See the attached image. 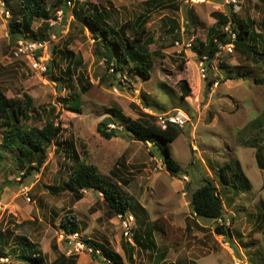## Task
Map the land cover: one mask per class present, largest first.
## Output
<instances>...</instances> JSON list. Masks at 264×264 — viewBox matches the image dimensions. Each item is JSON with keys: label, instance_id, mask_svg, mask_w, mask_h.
Instances as JSON below:
<instances>
[{"label": "rangeland", "instance_id": "rangeland-1", "mask_svg": "<svg viewBox=\"0 0 264 264\" xmlns=\"http://www.w3.org/2000/svg\"><path fill=\"white\" fill-rule=\"evenodd\" d=\"M5 1L14 18L20 12L21 0ZM76 1L110 8L113 29L152 9L146 24L147 35L153 40L148 46L153 53L150 78L126 70L116 74L119 81L114 79L100 56L105 49L99 45L101 39L72 14ZM159 1L72 0L71 5L56 8V0H46L49 13L57 15L59 9L64 10L61 19L51 18L53 24L48 20L53 29L41 59L44 66L50 64L48 71L35 67L26 56H15L9 30L12 19L0 8V88L9 97L28 94L36 106L46 108L41 113L43 120L33 117L25 124L43 126L47 111L54 108V120L63 128L58 142L49 149L48 159L32 176L23 178L15 155L0 156V230L5 231L8 245L0 247V253L8 257H0V264H38L18 257L19 238L36 246L37 254L44 256L43 264H55L56 260L59 264H126L124 242L135 244V264H264V169L256 159L258 147L264 155V123L253 125L264 115V81H256L264 80V55L256 54L255 64L253 42L249 40V60L235 50L221 49L208 66L206 48H201V54L196 52V48L200 50L196 40L205 42L216 23L213 14L228 13L230 8L218 0H178L176 7ZM235 12L244 20L250 19L256 32L263 34L264 0H244ZM172 21L181 28L171 32ZM44 23L37 19L25 35L36 37ZM254 41L259 49L264 48L263 40L256 37ZM56 45L59 49L68 45L77 58H82L76 73H64L66 61L61 65L64 74L53 64ZM222 64L234 70L222 68ZM105 74L107 79L102 81ZM230 74L244 77L229 79ZM53 76L63 78L59 81ZM89 82L92 87L85 91L83 86ZM183 82L190 87L187 97ZM74 96L79 97L80 113L60 101L66 98L73 104L70 99ZM114 108L132 120L150 114L157 124L161 117L178 109L189 114V122L170 144L172 156L182 169L178 177L165 168L160 145L135 141L125 129L111 139L100 135L98 124L108 117L114 120L112 124L125 127L124 119L113 116ZM2 137L0 127V142ZM71 147L102 175L118 183L127 180L121 188L144 205L145 223L132 213L135 221L128 228L132 241L100 192L84 190L77 200L67 190L66 181L77 164L65 157ZM226 164L232 171L241 167L247 179V187L242 179L237 180V187L243 186L238 195L235 188L220 182V167ZM206 178L217 182L224 200L226 223L231 228L228 237L215 232L222 220L197 216L191 209L192 193ZM69 213L82 222L81 234L69 235L61 229L60 219ZM136 235L140 244L135 242ZM87 239L117 253L118 260H107L101 248L95 253L83 241Z\"/></svg>", "mask_w": 264, "mask_h": 264}, {"label": "trees", "instance_id": "trees-1", "mask_svg": "<svg viewBox=\"0 0 264 264\" xmlns=\"http://www.w3.org/2000/svg\"><path fill=\"white\" fill-rule=\"evenodd\" d=\"M72 1V0H71ZM158 1V0H156ZM67 0H56L54 7L62 6ZM170 3L173 7H176L178 0H160L158 3ZM8 3V2H7ZM46 0H21V9L19 14L11 16L9 22L10 35L12 41L15 42L17 38L25 33H30L32 27L37 19H43L44 25L39 28L35 34V39L45 41L49 38L53 26L48 23L51 18H56V13H49L45 10ZM74 18L87 26L90 31L99 37V45H104L105 49L100 55L104 58L105 65L108 71H112L114 79L116 74L129 71L131 74H138L143 78L147 79L151 77V68L153 67V53L150 52L148 46L153 40L147 35L146 24L151 18L152 9L148 8L146 12L140 16L129 20L121 24L117 29H113L110 24L111 9L103 5H96L89 2H78L74 3L72 9ZM213 17L216 19V23L212 26L207 34L205 42L196 40L199 48H196V52L201 54V48H206L205 61L208 66H211L212 61L221 51L220 47L229 43L234 44V50L237 51L244 58L249 60L250 47L248 41L253 42V62L256 64V54L264 55V48H258L255 38L263 40L264 43V32L263 34L256 32L250 19L244 20L233 10H229L228 13L215 12ZM254 23V21H253ZM231 25L232 30L236 34L233 38L232 34H229L225 27ZM171 32L179 30L180 24L172 21ZM242 51H238V48ZM195 49V47H194ZM53 64L60 70L62 74L65 72L76 73L83 64L81 57H76V54L68 48L66 45L63 49H59L56 45L53 48ZM66 61V68L64 73L62 72L61 65ZM50 65V64H49ZM128 66V68H126ZM222 68H226L233 71L231 67H227L222 64ZM50 70V66H48ZM229 79H239L244 77L245 73L241 76L239 74H230ZM107 75L101 77L102 81H106ZM57 77V78H56ZM63 78L53 76V79L61 81ZM117 81H119L117 79ZM211 81V84H214ZM257 82H263V79L256 78ZM92 87L90 82L87 86H83L85 91H88ZM183 95L187 97L190 94V87L188 84L182 83ZM73 104H69V99L60 100L63 105H67L69 109L81 112L80 100L78 96L70 99ZM74 105V106H72ZM43 110L46 112L44 106H36L33 98L24 94L22 98L9 97L0 88V127L2 128V140L0 142V156L4 157L5 153L15 155V160L18 162V168L23 170V178L32 176L36 171L44 165L48 159L49 149L58 142V138L61 135L63 128L60 123L54 120L55 109H50V113L47 111L46 118L44 119V125L31 126L25 124L24 121H28L33 117L42 119L41 113ZM49 113V114H48ZM113 116L116 118L125 120V127L122 129H110L109 125L114 120L112 118H105L102 120L97 127L100 135L106 139L118 136L124 130L126 134L133 137L135 141L143 143H151L153 146H159L163 149V157L161 158L164 162V166L167 171L175 177H178L182 169L177 161L172 156L171 146L181 134L182 128L173 122H167V127L162 128L161 125L153 121L154 116L144 113V118L137 120L126 118L121 114L120 110L113 109ZM35 115V116H34ZM44 117V116H43ZM264 123V115L262 119H257L253 122L254 126L262 125ZM121 132V133H120ZM163 143L161 145L160 143ZM254 146V145H253ZM261 148L258 147L256 152V159L260 168L264 169V155L261 152ZM66 159L69 158L74 162H77L76 166L71 170L68 180L66 181L67 190L72 193L75 199L80 200L83 197V191L87 189H93L100 192L108 207L112 211V214L116 216L118 214L127 213L130 211L135 216H140L141 220L146 216V209L143 205L137 202L131 195H128L122 188L121 185L112 178L106 177L99 172L97 166L91 163H86L80 159L78 152L74 147L70 150L65 151ZM234 175V179L232 178ZM115 172H113V176ZM220 182L223 185L232 186L235 188V195H238L239 189L237 187V180L242 179L245 187H247V179L241 169L232 171V167L229 164L220 167ZM236 177V178H235ZM123 181V182H122ZM119 181L123 184H128L127 180ZM191 209L197 216L212 218L216 220H222L221 224L215 226V232L219 235L228 237L231 232L230 225L226 223V209L224 206V200L218 191V184L213 178H206L204 182L196 188L191 196ZM143 216V217H141ZM140 220V221H141ZM145 223L144 220H142ZM60 227L66 234H81L83 231L82 222L78 219V216L74 213H69L61 217ZM148 234L152 235V230L148 228ZM5 231L0 230V247L5 248L6 245ZM22 240L21 245L18 249V257L22 261L36 262L43 264L44 256L37 254L35 251L36 246L26 238H19ZM89 248H93L96 251L101 248V251L107 258V260L117 261L119 255L103 245L96 244L93 241L87 239L83 240ZM136 244H140V237L136 235ZM122 247L125 250L127 263L135 264V244L130 242H124ZM3 251V250H2ZM3 255L0 253V257ZM60 260H56L55 264H59Z\"/></svg>", "mask_w": 264, "mask_h": 264}, {"label": "built area", "instance_id": "built-area-1", "mask_svg": "<svg viewBox=\"0 0 264 264\" xmlns=\"http://www.w3.org/2000/svg\"><path fill=\"white\" fill-rule=\"evenodd\" d=\"M218 1L222 5L226 6L227 8H230L233 11L240 10L244 2V0H218ZM66 4L71 5L72 1L67 0ZM0 8L2 9V13L5 14L6 17L11 16V13L6 8L5 0H0ZM63 11H64L63 8L59 9L57 11L56 18L58 16V19H61ZM56 18H53V20ZM53 20L52 19L50 20L52 24L54 23ZM225 30L229 34H232L233 38L236 37V34L232 30L230 24L225 27ZM48 42H49L48 40L42 41L40 39L30 38V37H27L26 35H22L19 38H17L15 41L14 54L17 57L26 56L33 61V64L35 67H40L42 71H46V70L48 71L49 64L44 66L41 60L44 55L45 49H47ZM220 49H226L229 52H234V44L229 43L226 45H222ZM202 70L204 71V68ZM189 120H190L189 114L183 109H178L172 113H168L165 116L161 117V119L159 120V125H161L162 128H166L167 122L169 121V122L175 123L180 128H184L185 125L189 122ZM110 129H120L121 130L122 127L116 124H110L109 130ZM117 217L121 221V224L126 228V230L124 231L125 236H127L129 240L132 241L128 228L130 224L135 221L134 215L132 213H124V214L121 213V214H118Z\"/></svg>", "mask_w": 264, "mask_h": 264}, {"label": "crops", "instance_id": "crops-1", "mask_svg": "<svg viewBox=\"0 0 264 264\" xmlns=\"http://www.w3.org/2000/svg\"><path fill=\"white\" fill-rule=\"evenodd\" d=\"M119 184L122 185L121 182H119ZM125 185H127V184H125ZM124 191H125V190H124ZM125 192H126V191H125ZM143 206H144V205H143ZM0 241H1V239H0ZM132 243H134V242H132ZM3 257H4V259H5V258H8L7 256H3ZM135 261H136V260H135Z\"/></svg>", "mask_w": 264, "mask_h": 264}, {"label": "clouds", "instance_id": "clouds-1", "mask_svg": "<svg viewBox=\"0 0 264 264\" xmlns=\"http://www.w3.org/2000/svg\"><path fill=\"white\" fill-rule=\"evenodd\" d=\"M6 2V1H5ZM9 10V9H8Z\"/></svg>", "mask_w": 264, "mask_h": 264}, {"label": "water", "instance_id": "water-1", "mask_svg": "<svg viewBox=\"0 0 264 264\" xmlns=\"http://www.w3.org/2000/svg\"><path fill=\"white\" fill-rule=\"evenodd\" d=\"M131 136V135H130ZM132 137V136H131Z\"/></svg>", "mask_w": 264, "mask_h": 264}]
</instances>
